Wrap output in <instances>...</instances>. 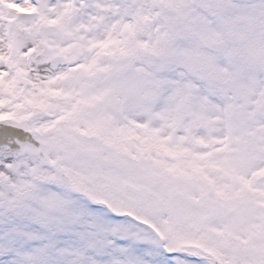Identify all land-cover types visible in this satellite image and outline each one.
<instances>
[{
	"label": "snow or ice",
	"instance_id": "obj_1",
	"mask_svg": "<svg viewBox=\"0 0 264 264\" xmlns=\"http://www.w3.org/2000/svg\"><path fill=\"white\" fill-rule=\"evenodd\" d=\"M0 264H264V0H0Z\"/></svg>",
	"mask_w": 264,
	"mask_h": 264
}]
</instances>
